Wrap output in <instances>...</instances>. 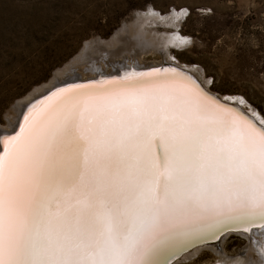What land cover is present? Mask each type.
I'll return each mask as SVG.
<instances>
[{"label":"snow or ice","instance_id":"1","mask_svg":"<svg viewBox=\"0 0 264 264\" xmlns=\"http://www.w3.org/2000/svg\"><path fill=\"white\" fill-rule=\"evenodd\" d=\"M176 68L57 90L0 153V264H163L264 221V128Z\"/></svg>","mask_w":264,"mask_h":264},{"label":"rangeland","instance_id":"2","mask_svg":"<svg viewBox=\"0 0 264 264\" xmlns=\"http://www.w3.org/2000/svg\"><path fill=\"white\" fill-rule=\"evenodd\" d=\"M137 18L156 39L176 33L184 44L135 42L127 29ZM125 59L174 62L207 89L214 79L213 93L264 123V0H0V126L9 129L16 102L54 76L108 73ZM251 242L228 232L171 264H242Z\"/></svg>","mask_w":264,"mask_h":264},{"label":"bare ground","instance_id":"3","mask_svg":"<svg viewBox=\"0 0 264 264\" xmlns=\"http://www.w3.org/2000/svg\"><path fill=\"white\" fill-rule=\"evenodd\" d=\"M178 14V13H177ZM146 15V14H145ZM142 16V15H141ZM151 16V15H150ZM181 16V15H180ZM146 17V16H145ZM143 17V18H145ZM172 17H177V15H172ZM142 18V17H140ZM140 18H137V20L134 21V24L133 26H130V27H136V29L134 28L132 30V28H129L127 29L130 33H132L133 35V38H134V41L135 42H140L141 44L143 45H146V46H150V47H158V46H161L164 48V50L166 49V47L168 45H177V44H184V40L181 38H179L180 36H178L176 33H172V34H163L161 35L162 38H160L161 40L159 39H156V36H152L150 34L147 33L148 30H146V28L144 29V25H145V22L144 20L140 19ZM148 18V17H147ZM146 18V19H147ZM152 18V17H151ZM150 18V19H151ZM170 19V18H169ZM178 19V18H177ZM148 20V19H147ZM165 21V20H163ZM148 22V21H147ZM151 22V21H150ZM171 23V22H170ZM130 25V24H129ZM175 25V24H173ZM125 29L127 27H124ZM124 32V31H123ZM175 32V31H174ZM119 33V32H118ZM129 34V33H128ZM152 34V33H151ZM131 34H129L130 36ZM128 36V35H127ZM128 36V38H129ZM119 38V37H118ZM109 45V44H108ZM110 46V45H109ZM88 47V46H87ZM86 49V48H85ZM168 49V47H167ZM130 52V51H129ZM133 55V54H132ZM128 58V57H127ZM126 60V59H125ZM123 61V62H120L119 64V67H113L112 71L110 72H105L104 70L102 71L101 69H97V70H92L90 74H88L87 76H90V77H93V76H102V75H110V74H120L121 76L120 77H125L127 74L129 73H147V72H137L138 69H141V68H145V66L141 67V65H143V63H140L139 60L136 61V62H133L132 60H129V64H127V60L126 61ZM137 60V59H136ZM180 66V65H179ZM100 68V67H98ZM66 70V69H65ZM77 70V69H76ZM61 72V71H60ZM150 72V71H149ZM76 73V72H75ZM80 73V72H79ZM59 74V73H58ZM63 74V73H62ZM70 74V73H69ZM86 74V73H85ZM58 76H61V75H58ZM63 76V75H62ZM79 75H73L72 77H78ZM69 77V76H68ZM62 80H64V78H61ZM107 79H103V78H99L98 82H103ZM193 80V79H192ZM61 81V80H59ZM194 81V80H193ZM195 82V81H194ZM92 83V82H90ZM88 84V83H86ZM82 85V84H81ZM85 85V84H83ZM50 87L47 86V87H41L37 90H34V92L30 93L27 97V99L24 101V102H21L19 104H15L16 107H15V120L13 122V124L11 125L12 128H15L17 125H18V122L20 121L21 117H22V113L25 111L27 105H28V102H30V99L31 98H36L38 96H40L41 94H43L45 92L46 89H48ZM204 89H207L206 86L204 85L203 86ZM61 89H64V88H61ZM60 90V89H59ZM57 92L54 91L53 93ZM52 94H50L49 96H46L41 102L40 101H37L35 102L34 104L30 105L28 108H27V111L25 114H34V113H37L39 112L40 110L44 109L45 106L47 104L50 103V98L52 97ZM31 96V97H30ZM29 98V99H28ZM224 99H227L229 101H233V102H238L234 99H230V98H224ZM239 103V102H238ZM14 105V106H15ZM240 107L241 104L239 103ZM14 112V111H13ZM254 118L255 117V114H253ZM24 117L25 115L23 116L22 118V121H24ZM14 118V117H13ZM257 119V118H256ZM259 121V119H257ZM21 121V122H22ZM260 123H262L261 121H259ZM11 123V122H10ZM264 124V123H263ZM10 125V124H9ZM20 128V127H19ZM19 131V129H18ZM2 138V137H1ZM6 139V138H5ZM5 139H0V148H1V145L3 146V150H4V140ZM260 220L259 219H256L255 221L251 222V223H248V224H252V223H256V222H259ZM247 225V223H235V224H232L230 225L229 227H233V226H240V227H245ZM228 228V227H227ZM246 228V227H245ZM222 229H225V228H222ZM212 231L213 230H210V229H207V228H201L199 231L197 232H194L184 238H182L175 246H173L167 253H165V255L161 258L163 260V264L164 262L174 253H177L179 252V249L183 248L184 246H186L187 244L195 241V240H198L200 238H207L209 237L211 234H212ZM217 232V231H216ZM240 234L244 235L246 238L248 239H253V242L249 243V246H248V250H247V254H246V258L244 260V262L242 264H264V225L263 226H259V227H255L253 229H250L249 232H241ZM200 248V246L192 249L191 251L189 252H186L182 255L181 259L183 258H188V257H191L192 255H194L198 249ZM221 258V257H220ZM227 259V258H226ZM224 257L221 258V260H218L217 264H226V260ZM243 261V260H241ZM228 262V261H227Z\"/></svg>","mask_w":264,"mask_h":264},{"label":"water","instance_id":"4","mask_svg":"<svg viewBox=\"0 0 264 264\" xmlns=\"http://www.w3.org/2000/svg\"><path fill=\"white\" fill-rule=\"evenodd\" d=\"M145 66V68H141L138 69L137 72H149L152 69H169V68H176L179 71H182L183 73H185L186 75H188L191 79H193L195 81V83H197L198 85H200L201 87H203L204 85L199 81V79L195 76L193 70L184 67V66H179L174 62H170V61H160V62H151V63H143V65H141V67ZM120 74H108V75H102V76H86V77H67L64 78V80H62L61 78L54 76V78L52 80H50L48 82V84L46 86L43 87H47L50 85V87L48 89L45 90V92L43 94H41L40 96L36 97V98H31L30 102H28V105L25 109V111L22 113V117L20 119V121L18 122V125L15 128L10 127L9 129H5L4 127L0 126V139H5L9 136H12L15 134V132L18 131L19 127H20V123L22 121L23 116L25 115L27 108L34 104L37 101H42L46 96H49L50 94H52L54 91L59 90L61 88H66L69 85H83L86 83H94V82H98L99 78H103V79H109V78H116V77H120ZM61 80V81H59ZM204 88V87H203ZM34 92V91H33ZM212 94L217 97V99L221 102L227 103L229 105H234L237 110L241 111L243 114H245L248 118H250L252 121L255 122L256 125H258L259 127L264 128V125L262 123H260L256 118H254V116L249 113L248 111L244 110L242 107H240L239 103L237 102H233V101H229L227 99L224 98H220L218 95H216L215 93L212 92ZM28 97V96H27ZM24 98L21 101L16 102V105L24 102L26 99ZM31 97V96H30ZM29 99V98H28ZM2 137V138H1ZM3 152V146L1 145L0 148V153ZM264 225V221H259L256 223H252V224H248L245 227H240V226H233V227H228L225 229H220L219 231L216 232L215 236H213L212 234L207 237V238H200L198 240H195L189 244H187L186 246H184L183 248L179 249V252L172 254L165 262L164 264H171L173 261L177 260V259H181L182 255L186 252L191 251L192 249L198 247V246H205L208 244H212L215 243L219 238H221L224 234L228 233V232H234V233H241V232H249L250 229H253L255 227H259V226H263Z\"/></svg>","mask_w":264,"mask_h":264}]
</instances>
